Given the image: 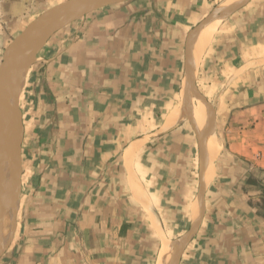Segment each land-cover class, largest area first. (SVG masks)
Wrapping results in <instances>:
<instances>
[{
    "label": "crops",
    "instance_id": "crops-1",
    "mask_svg": "<svg viewBox=\"0 0 264 264\" xmlns=\"http://www.w3.org/2000/svg\"><path fill=\"white\" fill-rule=\"evenodd\" d=\"M245 1L129 0L87 15L51 40L22 105L19 238L0 264H161L158 231L188 260L264 264V218L246 201L231 200L225 168L207 186L204 207L199 132L186 114L166 125L181 108L190 35L212 16L220 21L193 83L200 96L195 82L205 73L233 80L240 71L230 77L228 71L264 63V0ZM260 100L239 109L241 126L218 106L213 133L231 160L246 162L234 173L254 171L264 181V161L253 162L264 144V133H257ZM255 119L261 121L254 125ZM251 217L258 218L254 245L238 238L235 247L227 245L235 225ZM222 243L230 251L222 252Z\"/></svg>",
    "mask_w": 264,
    "mask_h": 264
},
{
    "label": "rangeland",
    "instance_id": "rangeland-1",
    "mask_svg": "<svg viewBox=\"0 0 264 264\" xmlns=\"http://www.w3.org/2000/svg\"><path fill=\"white\" fill-rule=\"evenodd\" d=\"M69 1L70 0H0V68L3 66L5 62V57L9 49L12 48L14 45L16 46H14L13 48H16L18 46L17 45L18 39L29 29V27L32 24L38 21L42 16H44L50 10L62 4H65ZM126 2L112 3L111 5H99L96 9L92 11H89L87 13H79V15H76V18H74V20L64 25L54 28L53 30H51L49 34H46L45 32H43L41 36H38L35 34V32L39 31L40 28L45 29L44 26L42 27V24L45 21L41 23L37 28H34L30 31L29 36L26 39V43H25L26 48L24 52H26L27 48L30 45H32L30 47L33 48L35 46L34 44H36L35 48H37V51L33 55H31L32 53L31 54L26 53L24 55H21L22 54L21 53L20 54L21 56L19 55L20 57L17 56V58L19 57V59L15 58L13 61H11V65L9 64L10 66H8L10 68L11 77L10 78L5 77V81L7 82V84L3 90V91L5 90L9 91L8 92L9 94L7 97L8 99L10 96L11 97L9 99L10 102L8 101V104L18 112L20 119L22 115V112H21L22 105L25 102L26 92H27L30 78L33 74L34 69H36V67L39 65L38 60L40 58L41 52L45 50L46 46H48L51 40H53L57 35L65 34L72 26L79 23L87 15L95 13L103 8L121 5ZM25 57L27 58V60H30L31 62L30 61H28V63L26 62L27 66H25L23 71L20 73V71L23 68L21 66L24 65L23 61H27L25 60L26 59ZM250 62L251 63L244 65L243 68L240 67L238 68V70L228 71V73L232 72L228 74L229 77L234 72L240 71V77H238L237 79L228 80V79L218 78L215 80H211V78L214 75H212L211 77V74L205 73V76L203 75L199 80L196 81L198 85H196V82H195V86H197L198 91L202 96V99L204 100V102L210 108L212 112L213 116L211 117H212V123H213V130L215 128L214 123L216 119L215 111L218 106H221V108H227L226 109L227 112L224 117H227L229 121L234 120L236 122V125L241 126L242 125L241 121L243 120V118L241 116V113H240L241 111H239V109L241 108L245 109L247 107L257 106L258 101H261L260 99H264V63H259L257 60L253 62L251 60ZM262 67H263L262 71L260 70L262 73L258 74L259 69H261ZM223 77H226V75L222 76V78ZM21 79H22V85L19 89ZM193 89L195 92L196 89L194 87ZM195 93L198 94L197 91ZM263 104L264 103H262V105ZM232 109H234L233 112H231ZM184 110H185L186 116L189 115L188 114L189 111L186 108H184ZM234 112H236L237 115ZM186 118H187L186 121H189V123H192V121H190L191 120L190 117L187 116ZM4 119L6 123L7 122L10 123L9 122L10 117L4 118ZM255 120L256 121L254 125H256V123H259L261 121L258 119H255ZM15 129L16 128L14 127V130L8 131L4 134L6 136L4 135L2 136L3 144L0 143V147H1V150L3 149V151H5L6 153H7V150H5L4 145H7V142L10 136L15 134L14 135L15 138L18 137V134L14 133L17 131V129L16 131ZM263 130H264V120L261 122L259 128L257 129V133H264ZM222 133L223 132H221V137L224 140V137H223L224 133L223 134ZM238 135L239 134L237 130L235 131V133L231 135V138H236ZM20 139L18 137L17 144H16L17 148H15L19 152V155L16 154L15 156L16 161L13 157L14 155H11V153L8 155V161L11 164V169L9 170V172L11 171L17 174L18 168L20 165V176H18L17 174L19 182H20V190H19L18 204L16 206L13 204L12 206L13 207L12 218H11L10 225H9L10 226L9 240L6 244L2 245L1 250H5V247L9 244L13 234L14 236L9 246L4 251V254L7 253L8 250L17 246L18 238H19V231H18V228H19L18 225L20 222L19 205H20L21 194H22V189H23L21 174L24 168V161L22 157ZM261 145L262 146L258 148L255 154L253 155V162L264 161V144H261ZM230 158H231V155H229L228 151H225L224 147L221 146V153L215 162V167H216V172H217L216 178L218 177V173L220 172L221 169H224V168L227 169L226 172L228 173L229 171L230 172L229 174H231V177H230L231 180H229V178H226L228 180V184H230L229 185L230 190L232 191V193H230L232 196L231 200H238L240 198V200H243L244 202L246 201L247 205H249V207H251L256 212V215L258 217L264 218V181L261 178L262 175H259L257 172L253 173L254 171L252 173L244 172L241 174L239 171L234 173L232 169L236 168V165H242L246 167L247 164L245 161H243L241 157H237V159L235 160H231ZM18 160L20 163L19 165L17 163ZM205 171L206 170L204 171L202 170L203 180L205 176L204 174L206 173ZM248 187L253 188L254 192L249 194ZM200 212H201V208L197 212L196 216H198ZM252 217L249 221H251L252 219L253 220L249 222V224L244 219L243 225H239L240 227L235 225L234 230L237 232L232 233V236L234 237V239L229 241L227 245H233V247H235L237 245L236 238L240 239L239 240L240 244H241V241H243L244 243H247V245H250L251 247L252 245H254L253 243L254 240L250 241V238L252 239L254 238V236L251 237V233H252L253 228H258L257 226L258 218H252ZM153 226L156 229V231H158L154 223H153ZM158 234L163 243L164 235L160 233L159 231H158ZM0 236H1V230H0ZM168 243L169 244L172 243L171 245H173V242L171 241L170 242L168 241ZM220 248L224 250L222 252L227 253V251H230L228 247L223 245V243L220 245ZM153 250L155 252L157 251L155 247ZM191 251H188V252H191ZM183 254H184L183 251L179 253V255L177 256L176 264H219L217 259H212V258L209 259L208 257H205V256L202 258L199 257L197 260H195L196 257L194 259L188 260L186 256L183 257ZM187 255H189V253H187ZM2 258L0 259V262ZM152 264H156V260Z\"/></svg>",
    "mask_w": 264,
    "mask_h": 264
},
{
    "label": "bare ground",
    "instance_id": "bare-ground-1",
    "mask_svg": "<svg viewBox=\"0 0 264 264\" xmlns=\"http://www.w3.org/2000/svg\"><path fill=\"white\" fill-rule=\"evenodd\" d=\"M247 1L248 0H246L243 4H245ZM98 6L99 5L96 3L87 2V3L80 5L77 8L71 9V11H67L65 13L51 16L48 20H46L42 24V27L44 26L45 29L40 28L39 31L35 32V34L38 36H41L43 32H45L46 34H49L51 30H53L54 28L59 27L61 25H64L74 20V18H76V15H79V13H87L89 11L96 9ZM219 21L220 19L213 20L209 22L207 25H204L199 30L195 31L193 35L192 34L190 35L192 36V41H191L192 51H191V62H190L191 65H190L189 72L186 77V80H185V83H184V86H183V89L180 95L181 108H180V111L175 110L174 113L169 116L167 120V124H166L167 127L173 126L175 123H177V120H179L180 116H185L184 108H186L189 111L188 112L189 115L187 116L191 118L190 121L193 122L194 124L193 126H195V128L198 130L199 136H200V141H201L200 152H201V158H202L201 167L204 168L202 169L203 171L206 170L205 171L206 173L204 172L205 173L204 174L205 175L204 176L205 188H207L209 184L213 183V181L216 178L217 172H216L215 162L221 153V145L215 139V136L213 133V129L211 125L212 124L211 116H213L212 112L210 108L206 105L204 100L198 94L195 93L196 91L194 92L193 83H194L196 74L198 73V69H199V65H200L203 52L206 49V47L210 45L213 39L214 33L217 30ZM190 40H191V37H190ZM34 45L36 46V44ZM35 46L33 48L28 47L26 52L22 53L21 55H24L26 53L28 54L32 53L31 55H33L37 51V48H35ZM19 57L17 59H19ZM25 60H27V58ZM28 61L30 60L23 61L24 65L21 66L23 68L20 71V73L23 71L25 66H27L26 62L28 63ZM6 77L7 78L11 77L9 67L7 70ZM6 84L7 82L4 81L3 85L1 86V92H2V96L4 100L8 103L11 96L8 99L7 96L9 94L8 93L9 91L8 90L3 91ZM7 123L4 117L0 115V130L4 126H6ZM14 135L15 134L10 136V138L7 137L9 138L7 145H4L5 150H7V153L3 151V149L1 150V147H0V230H1L0 244H1V247L2 245L6 244L9 240V235H10L9 225H10V221L12 218V209H13L12 206L13 204L16 206L18 204V199H19L18 176L15 172H11V171L9 172V170L11 169V164L8 161V155L10 153L11 155H14L17 153V150L15 149L17 148V145H16L17 141L15 140ZM0 143L3 144L2 138L0 139ZM132 187H133L134 195L136 196V198L145 204L142 192H140L139 191L140 189L138 190L137 188L138 187L137 183L134 184V181H133ZM200 203L201 202L199 200V203L197 202L194 206L193 212L195 213L194 214L195 216L197 212L199 211V209L201 208L199 206ZM153 223L158 229V225L156 224V222L153 221ZM180 243H183V241ZM171 244H169L167 241L164 240V245L161 251V255H162L161 264H176L177 256L181 252V247L175 246V244L174 245H171Z\"/></svg>",
    "mask_w": 264,
    "mask_h": 264
},
{
    "label": "water",
    "instance_id": "water-1",
    "mask_svg": "<svg viewBox=\"0 0 264 264\" xmlns=\"http://www.w3.org/2000/svg\"><path fill=\"white\" fill-rule=\"evenodd\" d=\"M126 1H129V0H70L69 2L62 4L58 7L50 10L48 13H46L44 16H42L38 21H36L34 24H32L29 27V29L18 39V43H17L18 46L16 48H13L14 46H16V45H14L12 48L9 49V51L7 52V55L5 57V62L3 64V66L0 68V115L3 116L4 118L10 117V123L6 124V126L0 130V139L2 138V136L6 132L14 130V127L17 129V131L15 129L16 132H14V133L18 134L19 139L21 137L22 127H21L20 116H19L18 112L4 100V98L2 96V92H1V86L3 85V83L5 81L7 69H8V66L11 63V61H13L15 58H17V56H19L21 53H23L25 51V48H26L25 43H26V39L29 36L30 31L34 28H37L41 23L48 20L51 16H55V15H58L61 13H65L67 11H71V9L77 8L80 5L87 3V2H93V3H96L98 5H111L112 3H122V2H126ZM216 18H218L217 15L212 16L211 18L208 19V21L203 23L202 27L205 24H207L208 22H210ZM11 127H12V129H11ZM18 137L15 138L16 141H17ZM199 155H200L201 198H202L203 206L206 207V199H205L206 188L204 186V180H203L200 150H199ZM1 248L2 247L0 244V259L2 258L4 251H5V250H1Z\"/></svg>",
    "mask_w": 264,
    "mask_h": 264
}]
</instances>
